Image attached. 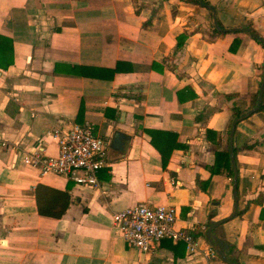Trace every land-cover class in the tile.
Here are the masks:
<instances>
[{
	"label": "crops",
	"instance_id": "obj_1",
	"mask_svg": "<svg viewBox=\"0 0 264 264\" xmlns=\"http://www.w3.org/2000/svg\"><path fill=\"white\" fill-rule=\"evenodd\" d=\"M207 6L223 30L264 40V0H0V264H227L205 238L225 219L214 232L235 261L264 264V111L236 128L233 219L234 178L212 171L230 154L234 109L254 108L264 47L218 31ZM62 122L93 124L109 143L101 190L22 162ZM38 184L69 190L61 218L39 214ZM142 203L175 207L200 251L130 246L112 215Z\"/></svg>",
	"mask_w": 264,
	"mask_h": 264
},
{
	"label": "built area",
	"instance_id": "obj_2",
	"mask_svg": "<svg viewBox=\"0 0 264 264\" xmlns=\"http://www.w3.org/2000/svg\"><path fill=\"white\" fill-rule=\"evenodd\" d=\"M46 139L33 151L23 153L22 162L26 166L38 169L42 175L66 176L77 185L101 190L98 173L109 166V143L93 124L62 122L46 134ZM48 140L58 143L57 156L47 155ZM112 224L130 246L142 252L156 250L164 240L184 243L189 255L201 249L193 231L177 228V210L173 206L138 204L114 212ZM208 255L217 256L211 247Z\"/></svg>",
	"mask_w": 264,
	"mask_h": 264
},
{
	"label": "water",
	"instance_id": "obj_3",
	"mask_svg": "<svg viewBox=\"0 0 264 264\" xmlns=\"http://www.w3.org/2000/svg\"><path fill=\"white\" fill-rule=\"evenodd\" d=\"M207 7L209 10H211L213 12L215 26H216L218 31H220V32H224V31L246 32V33H249L254 39L260 41L264 46V40L261 38V36L258 35L253 30H251L250 28L246 27V28H235V29L223 30L217 21L215 8L212 6H207ZM263 99H264V73H263V78H262V82H261L256 106L253 109L246 112L245 114H243L241 117L237 118L233 122L231 132H230V158H231V165H232V169H233V178H234L235 204H234V212H233L232 216L229 218V220L233 219L237 215V212H238V169H237V163H236V158H235L234 135H235L238 123H240L241 121L247 119L248 117L252 116L253 114H255L261 110ZM226 221H228V219H225V220H222V221H219V222L212 224L208 228V230L205 234V238L208 241L211 248L215 251L216 255L221 260H223L227 264H239L238 262L235 261L234 257L232 256L231 248H230L229 244L226 241H224L222 238L218 237L217 234L214 232V230L218 226L222 225Z\"/></svg>",
	"mask_w": 264,
	"mask_h": 264
},
{
	"label": "trees",
	"instance_id": "obj_4",
	"mask_svg": "<svg viewBox=\"0 0 264 264\" xmlns=\"http://www.w3.org/2000/svg\"><path fill=\"white\" fill-rule=\"evenodd\" d=\"M259 44L263 46V44L256 40ZM264 47V46H263ZM0 67L3 69H6L8 67V64H0ZM116 70H110L111 76L114 75ZM258 97L255 96L253 98V106L255 107L257 104ZM260 111H264V99L262 103V107ZM243 115V112L241 110H238L237 108L234 109V118H239ZM236 154V152H235ZM164 165L168 162V156L165 154H162ZM225 161V164H224ZM225 166L229 169V173L231 176H233V169L231 165V158L229 152L226 154L217 153L216 154V164L212 171L215 172L214 169L220 170L222 166ZM36 200H37V206H38V212L40 215L51 217L55 219L61 218L66 211L68 210L71 202V195L69 193V190L67 191H60L55 188H52L50 186H47L45 184H38L36 186Z\"/></svg>",
	"mask_w": 264,
	"mask_h": 264
}]
</instances>
